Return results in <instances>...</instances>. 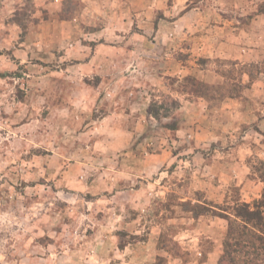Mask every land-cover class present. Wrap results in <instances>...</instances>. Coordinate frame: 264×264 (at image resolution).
<instances>
[{
    "label": "rangeland",
    "instance_id": "obj_1",
    "mask_svg": "<svg viewBox=\"0 0 264 264\" xmlns=\"http://www.w3.org/2000/svg\"><path fill=\"white\" fill-rule=\"evenodd\" d=\"M156 1L145 3L152 18L144 23L155 31L166 23L167 6ZM115 3L0 0V264L82 261L76 254L88 251V237L101 236L94 235L95 223L105 209L125 222L110 231L121 246L153 236V226L177 242H168L171 253L158 248L146 264H206L199 262L201 253L221 248L227 221L188 210L187 201L208 200L190 186L192 149L179 154L188 160L181 178L163 181L176 193L156 185L134 194L144 177L174 171V165L146 171L147 152L170 145L175 153L179 139L188 144L194 132L207 143L195 148L198 179L212 183L229 170L240 175L221 180L223 198L210 201L252 202L261 194L264 0H189L181 12L196 6L212 13L205 52L194 48L193 35L174 37L167 49L166 36L154 31L147 35L150 52H128L127 34L145 27L118 21L113 8L123 16L131 7L126 0ZM86 6L97 18L82 16ZM119 27L121 37L112 36ZM99 39L124 47L109 54L111 61L87 62ZM138 93L158 116L143 120L132 137L127 129L135 124L127 114ZM184 101L197 109L180 110ZM179 124L183 136L175 132ZM177 249L181 257L172 255ZM109 259L115 264L117 258Z\"/></svg>",
    "mask_w": 264,
    "mask_h": 264
},
{
    "label": "crops",
    "instance_id": "obj_2",
    "mask_svg": "<svg viewBox=\"0 0 264 264\" xmlns=\"http://www.w3.org/2000/svg\"><path fill=\"white\" fill-rule=\"evenodd\" d=\"M103 0H95V2L98 4L102 2ZM108 2L112 1V4H118L115 3L116 1L119 0H107ZM130 1V7L131 10L128 12L130 15L127 13L121 16L122 11H120V7L117 9L113 8L112 11V16L118 18V21L123 20L124 18H128V21L132 22L133 24L136 22L139 26H144L145 28L142 29V31L133 29L130 30L128 35V40L126 44H132L128 45L126 47L128 52H134V51H143V52H150L152 49V46H154V43L152 41H148L147 35L152 34V32H155V35H160L164 34L166 36V40L164 42L167 49L170 48V46H174V37H177L178 39L184 38L186 35H193L194 38V48L200 50L201 52H205L207 50L206 43L208 40V32L211 29L205 30V25L209 23L211 20L212 13H207V11H204L201 9V7H191L190 9H186L185 11L181 12L184 9V6L187 4L189 0H164L166 3V9L164 10V17L162 18V21H166V23L158 27V29L155 31L154 29H150L149 26L145 25L144 23H148L150 19L152 18V11L147 10L145 7L146 4H152L155 3L156 0H126ZM157 2V1H156ZM151 7V6H150ZM146 9V10H145ZM0 14H2L5 10V8H0ZM181 12V13H180ZM100 14V13H99ZM84 18L87 17V20H90L95 16L94 11L92 10L91 6H86V11H84L83 15ZM121 16V17H120ZM170 21V22H168ZM127 21L124 22L126 24ZM150 24V23H149ZM176 26V28H174ZM219 27L218 24L217 26H214V28ZM220 28V27H219ZM119 30H114L112 36L115 37H121L122 33ZM101 32V31H99ZM104 32V31H102ZM207 32V33H206ZM97 34V33H96ZM125 35V34H123ZM173 36V38L168 37V36ZM98 36V35H97ZM142 38V39H141ZM141 39L140 43L134 44L136 41ZM173 42V43H172ZM179 42V41H178ZM123 46V44H122ZM120 43H115V44H107L106 42L101 41V39L98 40V43L95 45L93 52H91V56L88 58L87 62H91L93 60H100V61H111L112 56L109 54H113L115 52H118L122 49ZM124 47V46H123ZM174 47V49L178 48ZM193 48V49H194ZM197 50V51H198ZM146 60V59H145ZM130 62V60H128ZM140 94V95H139ZM185 103L182 104L180 107V110L187 109H197V107L188 101H184ZM225 104V103H224ZM130 110L127 115L132 114V124H135L134 129L128 130V132H132V137L133 134L135 133L136 130H141L143 128V120H147L150 118V114L148 112V102H147V97H144L141 95V93H138L137 98L132 100V104L129 106ZM132 110V111H131ZM214 111V110H213ZM216 111V110H215ZM113 115L117 114V111L114 110L112 113ZM111 115V114H109ZM115 124H117L115 122ZM184 124V123H183ZM184 125L179 124L175 130L177 136H183L181 134L183 130ZM213 131V130H211ZM196 132H194L195 134ZM195 139L189 140L188 144L184 143L185 141L180 138L178 141V144L176 146L177 150L176 152H172L170 150V145H162L160 152L156 153H149L147 152V155L145 159V164L147 163L145 170L147 171V166L148 169L151 166H155L157 168H160L164 165V167H168L170 165H174V171H165L161 170L158 173H155V177H151L150 179L147 177H144L145 182H142V185L137 189L134 190V194H139L147 190L146 188H155L156 185L161 187L163 191L168 192L169 190L174 191L176 193V190H172L167 186L166 182H163L165 180H169L174 175L178 176V179L181 178V173L183 171L184 166H186L187 161L184 158H180L179 154H182L184 149H192V166L190 169H193L194 167V172H192V175L190 176V186L194 188V190H200L205 193L206 197L208 200H220L223 198V194H219L220 189L223 188L222 181L227 182L226 180L230 181L235 178H240V175L233 173L232 171H225L224 173L221 172L219 180L213 181L212 183L209 180H201L198 179V176L196 175L197 168L195 167L196 164H199L198 162V152L195 151V148L205 146L207 143L204 140L197 139L196 136ZM135 141L132 139V144H134ZM131 143L127 141H124L122 143V146H128ZM139 144V143H138ZM124 160V159H123ZM158 161L159 165H156L155 162ZM150 163V164H149ZM224 165L230 164L228 162L227 158H224L223 161ZM236 163H239L236 162ZM134 164H137L135 162ZM206 165V164H205ZM223 165V164H222ZM209 166V165H206ZM225 166H223L224 168ZM134 168H140V167H134ZM133 168V170H134ZM153 172V171H151ZM213 174H216L213 172ZM212 174V175H213ZM136 175V174H134ZM151 174L146 173L145 176H148ZM139 176V175H138ZM235 177V178H234ZM222 180V181H221ZM148 191V190H147ZM162 191V192H163ZM149 192V191H148ZM151 192V191H150ZM133 195V193H132ZM223 195V196H222ZM205 198V197H204ZM181 199V198H180ZM137 205V204H136ZM136 205H134L136 207ZM113 208V207H111ZM110 209V208H109ZM104 215L102 214L101 218L96 220V230L94 232V235L100 234L101 236H92L88 237L86 242L89 244V248L87 247L88 250L84 255L82 254H76V256H81L82 261H77L74 264H113L111 261L112 259L109 258H116L115 264H146L148 263L151 258H155V254L157 253L158 247H157V240L159 236L160 231H155L156 228L153 226L152 231L154 232L153 236L148 237L146 240L142 241H137V242H125L122 246L117 244V239H113V236H111V229L115 227V225H124L125 222L120 220L119 214H116L114 212L110 213L106 209L104 210ZM115 215V216H113ZM109 234L107 235V233ZM104 233V234H103ZM158 234V235H157ZM225 234V233H224ZM111 251L112 256H111ZM221 248L216 247L213 250H208L206 254V259L205 263H209L211 260L216 261L219 256H220ZM114 256V257H113ZM166 257V255H164ZM109 262H108V261ZM203 263V262H202Z\"/></svg>",
    "mask_w": 264,
    "mask_h": 264
},
{
    "label": "trees",
    "instance_id": "obj_3",
    "mask_svg": "<svg viewBox=\"0 0 264 264\" xmlns=\"http://www.w3.org/2000/svg\"><path fill=\"white\" fill-rule=\"evenodd\" d=\"M260 12H264V8L260 9ZM157 111L153 108V104L148 106L151 116L156 118ZM260 164L256 171L259 172L263 188L260 196L252 202L238 198L231 203L227 200L223 203H214L205 198L201 200L200 197L196 198L195 202L187 201L192 206L188 210L193 211L197 216L211 213L227 221L217 264H264V160H261ZM173 198L178 199V197ZM168 242L177 244L176 241L168 239L165 231L162 230L157 240L158 248L171 253L172 248L169 247ZM207 252L208 250L201 253L200 263L205 261ZM172 255L181 257L179 249Z\"/></svg>",
    "mask_w": 264,
    "mask_h": 264
}]
</instances>
